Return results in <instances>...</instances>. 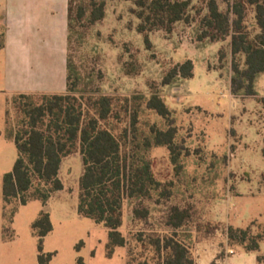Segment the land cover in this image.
I'll return each mask as SVG.
<instances>
[{"label": "rangeland", "instance_id": "374dc122", "mask_svg": "<svg viewBox=\"0 0 264 264\" xmlns=\"http://www.w3.org/2000/svg\"><path fill=\"white\" fill-rule=\"evenodd\" d=\"M105 1V17L89 27L83 43L75 44L71 51L82 75L92 73L89 87L98 85L111 95L148 97L151 85L159 84L171 66L186 59L193 62L191 77L157 86L175 117V142L186 147L177 173L166 146L148 152L156 177L173 182L172 198L150 204L147 225L131 222V205L125 202L119 230L129 239L137 229L159 228L158 220L170 203L191 205L203 220L218 225L210 239L193 245L195 264H225L228 257L226 264H264V258L260 263L256 260L257 254L264 257V239L258 253L245 252L229 246L225 235L228 225L253 223L254 231L264 229V74L257 77L255 96H234L230 93L228 40L199 41L196 21L179 22L169 34L152 32L153 47L147 50L135 30L138 20L129 11L132 3ZM201 1L192 0L190 15L197 17L195 10L203 7ZM221 8L225 9V4ZM248 20L252 22L251 10ZM3 31L0 25V44ZM4 75L0 63V264H39L40 253L51 254L47 264H76L78 257L84 264H126L128 245L116 247L109 257L107 228L77 212L82 173L77 152L62 159L58 177L63 187L45 203L31 199L4 207L2 178L12 170L17 157L13 140L6 136L15 123V94L2 90ZM140 120L145 130L151 123L166 126L163 118L147 109L140 110ZM41 212L49 214L52 229L43 237L39 251L32 223Z\"/></svg>", "mask_w": 264, "mask_h": 264}, {"label": "trees", "instance_id": "16d2710c", "mask_svg": "<svg viewBox=\"0 0 264 264\" xmlns=\"http://www.w3.org/2000/svg\"><path fill=\"white\" fill-rule=\"evenodd\" d=\"M125 1L132 3L129 11L138 20L135 30L147 50L153 47L152 32L169 34L179 22L196 21L199 41L228 40L230 93L256 95L257 77L264 74V0H202L203 7L195 10L197 17L190 15L192 0ZM105 7V0H68L64 93L14 95L15 123L6 136L13 140L17 157L12 170L2 178L4 207L13 201L25 204L31 199L45 203L63 187L58 177L62 159L77 152L82 161L77 212L107 228L109 257L116 247L128 245L126 264H195L193 245L210 239L218 225L203 220L191 205L170 203L158 220L159 228L137 229L129 239L119 230L125 202L131 205V222L147 225L150 204L172 198L173 182L156 177L148 152L153 147L166 146L177 173L186 147L175 142V117L157 86L191 77L193 62L186 59L171 66L159 84L151 85L148 97L111 95L103 93L98 85L89 87L92 73L82 75L71 51L75 44L83 43L88 28L105 17ZM141 109L163 118L166 126L151 123L145 130L141 126ZM32 229L41 251L42 239L52 229L49 214L41 212ZM225 235L229 246L258 253L264 229L254 231L253 223L246 227L228 225ZM50 256L38 254L39 264H47ZM263 258L257 254L256 260L260 263ZM76 264H84L83 259L78 257Z\"/></svg>", "mask_w": 264, "mask_h": 264}, {"label": "crops", "instance_id": "0c3cea01", "mask_svg": "<svg viewBox=\"0 0 264 264\" xmlns=\"http://www.w3.org/2000/svg\"><path fill=\"white\" fill-rule=\"evenodd\" d=\"M68 0H0L8 94L66 90ZM229 261V257L224 261Z\"/></svg>", "mask_w": 264, "mask_h": 264}]
</instances>
